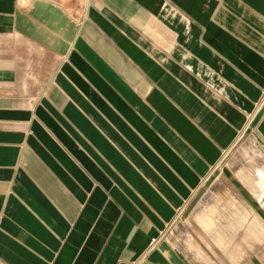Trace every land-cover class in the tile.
<instances>
[{
	"label": "crops",
	"instance_id": "1",
	"mask_svg": "<svg viewBox=\"0 0 264 264\" xmlns=\"http://www.w3.org/2000/svg\"><path fill=\"white\" fill-rule=\"evenodd\" d=\"M263 96L264 0H0V264H264Z\"/></svg>",
	"mask_w": 264,
	"mask_h": 264
},
{
	"label": "built area",
	"instance_id": "2",
	"mask_svg": "<svg viewBox=\"0 0 264 264\" xmlns=\"http://www.w3.org/2000/svg\"><path fill=\"white\" fill-rule=\"evenodd\" d=\"M263 103H264V96H263V99L261 100V102H259L258 106L260 107Z\"/></svg>",
	"mask_w": 264,
	"mask_h": 264
},
{
	"label": "rangeland",
	"instance_id": "3",
	"mask_svg": "<svg viewBox=\"0 0 264 264\" xmlns=\"http://www.w3.org/2000/svg\"><path fill=\"white\" fill-rule=\"evenodd\" d=\"M243 140H240L237 144H240Z\"/></svg>",
	"mask_w": 264,
	"mask_h": 264
}]
</instances>
